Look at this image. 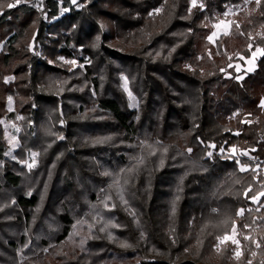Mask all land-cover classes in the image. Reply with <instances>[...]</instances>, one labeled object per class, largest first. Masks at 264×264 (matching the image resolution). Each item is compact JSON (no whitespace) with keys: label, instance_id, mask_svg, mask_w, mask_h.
I'll list each match as a JSON object with an SVG mask.
<instances>
[{"label":"trees","instance_id":"16d2710c","mask_svg":"<svg viewBox=\"0 0 264 264\" xmlns=\"http://www.w3.org/2000/svg\"><path fill=\"white\" fill-rule=\"evenodd\" d=\"M80 2L0 14V120L9 96L23 116L14 154L0 124V264H264V54L232 65L264 50V0Z\"/></svg>","mask_w":264,"mask_h":264},{"label":"rangeland","instance_id":"374dc122","mask_svg":"<svg viewBox=\"0 0 264 264\" xmlns=\"http://www.w3.org/2000/svg\"><path fill=\"white\" fill-rule=\"evenodd\" d=\"M45 0H20L19 3H17V0H0V4L4 3V7L0 10V14L3 12V10L8 9L9 7H7L8 4H14L17 6L20 5H28L30 7H35L39 10L43 9V3ZM60 4H64V3H68L69 5L77 8V9H81L82 4L80 2V0H76L75 3H73V0H58ZM13 8V7H12ZM239 11V8H230L227 13H226V18L223 21V23L219 22L215 25L214 28V32L210 35V37H212V39L210 40L213 44H215V42L217 41V39L221 36V35H228L230 33L231 30V24L233 22V17L234 15ZM68 10H64L63 13H67ZM219 25V26H217ZM48 26V22L45 21V23L42 26V29H46V27ZM215 34V35H213ZM36 33L33 36V40L31 42V46L30 49L33 50L35 47L38 46L36 40ZM9 39L4 40L3 42L0 43V53H2L4 51V47L7 43ZM35 40V41H34ZM262 49L260 47L255 48V50H253L252 55L250 58H243V57H239L238 60H236L232 65L235 67L236 70V78L238 80H242L248 73H252L256 67H257V62L258 60L261 58V56L263 55L262 52H258L257 49ZM263 50V49H262ZM39 55H40V50H39ZM63 61L66 62V64L70 65L72 69L76 68L78 66V62L77 60H66L63 59ZM72 61H75V63H72ZM240 77V78H238ZM14 78L12 77H8L7 78V82L13 81ZM122 86L124 88V90L126 91L127 95L129 96V98H132V93L129 89V82L128 80L123 77L122 80ZM11 98V99H9ZM5 111L7 114H5V116L0 120V124L2 126L3 129V135H4V141L6 143L7 146V152L10 154H14V152L20 147L21 142H20V134L23 130V116L21 114H18L16 111V102L15 99L12 96L7 97L6 102H5ZM231 154L236 155V151L231 152ZM244 154L249 157L252 158V155L249 152H244ZM35 162V156L32 154H29L28 159L26 160V162H22L21 164L23 166L26 167L27 170H30L31 167H29V165L34 164ZM247 171L249 170V166H243ZM256 170H259L260 167L259 165H257L255 167ZM263 172H264V168H263ZM263 195L260 194L259 196H257L256 200L253 201L255 204H258L261 197ZM78 232V235L86 238L88 236V232L84 231L82 228H77L76 229ZM71 232L70 228H67L65 230V235L68 236ZM229 237H231V239L227 240V241H231L233 242V240L238 241L237 239V232L235 229V232L233 231L232 235H230ZM225 242V241H223ZM236 245V252L238 251L239 253L241 252L240 250V243L238 241L237 243H234ZM237 256V255H236Z\"/></svg>","mask_w":264,"mask_h":264},{"label":"snow or ice","instance_id":"6c2138e0","mask_svg":"<svg viewBox=\"0 0 264 264\" xmlns=\"http://www.w3.org/2000/svg\"><path fill=\"white\" fill-rule=\"evenodd\" d=\"M19 2H20V0H17V3H19ZM75 2H76V0H73V3H75ZM195 2H196V0H192L193 5H195ZM255 2H256L257 5H259L261 0H255ZM15 6L16 5H14V4H8L7 5V7H9V8H12V7H15ZM221 23H223V21H221ZM217 26H219V25H217ZM237 27H238V25H237ZM213 35H215V34H213ZM97 39H99V37H97ZM209 39L211 40L212 37H209ZM257 51L258 52H262V54H264V50H262V49L258 48ZM72 63H75V61H72ZM238 78H240V77H238ZM9 99H11V98H9ZM261 106L264 107V101H262ZM60 138L62 139V137H60ZM108 139H111V137H105V138H102V139H97L95 142L96 143H103V142H105V140H108ZM213 147H214V145H213ZM188 151H191V149H188ZM221 151H223V149H221ZM233 151H235V149H233ZM33 155H36V154H33ZM209 155H211V153H209ZM236 162L239 163L238 160ZM29 167H32V165H29ZM244 170H246V169L243 166H241V171H244ZM128 171L131 172L132 169H129ZM105 175L107 176V175H111V174L106 172ZM262 195H264V193H262ZM251 199L253 201H255L257 198L255 196H253V197H251ZM125 203H127V201H125ZM244 211L245 210L243 208L240 209L239 212L237 213V215H242ZM100 230L103 231L104 228L102 227ZM233 231L235 232V229H233ZM247 238L248 237H246V239ZM217 239L221 240V242H223V241H227V240L231 239V237H229L228 235H225L223 238L218 237ZM233 243H237L238 244V241L233 240ZM217 247H219V245H217ZM257 247H259V244H257ZM236 255L239 256L240 253L237 251ZM249 264H251V261H249Z\"/></svg>","mask_w":264,"mask_h":264}]
</instances>
